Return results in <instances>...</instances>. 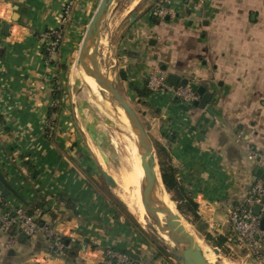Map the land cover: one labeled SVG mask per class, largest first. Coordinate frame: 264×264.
Wrapping results in <instances>:
<instances>
[{
    "label": "crops",
    "instance_id": "1",
    "mask_svg": "<svg viewBox=\"0 0 264 264\" xmlns=\"http://www.w3.org/2000/svg\"><path fill=\"white\" fill-rule=\"evenodd\" d=\"M99 1L0 0V173L8 192L0 193V216L22 204L73 239L72 264H100L106 248L131 253L137 264H181L158 255L125 221L75 126L67 70ZM160 1L141 0L127 11L109 44L107 75L136 105L153 148H165L176 180L196 203L198 218L188 212L190 224L205 226L210 241L198 236L218 249L217 264H244L250 256L228 214L264 176V0H172L173 15L156 12ZM53 29H61L62 37L49 54L43 33ZM77 68L87 78L81 59ZM151 73L185 78L195 90L203 86L209 98L200 106L153 95L147 87ZM247 147L259 156L248 159ZM7 239L0 231V264H38L34 257L48 251L42 231L20 235L10 248ZM40 264L67 261L48 257Z\"/></svg>",
    "mask_w": 264,
    "mask_h": 264
},
{
    "label": "rangeland",
    "instance_id": "2",
    "mask_svg": "<svg viewBox=\"0 0 264 264\" xmlns=\"http://www.w3.org/2000/svg\"><path fill=\"white\" fill-rule=\"evenodd\" d=\"M140 2L141 0H117L113 3V6L109 9L107 15L103 18L100 24L99 37L97 38L98 61L103 74H108V67L113 63V57L109 51L110 41H113L116 38L119 26L126 22L129 14L127 11L131 8H137ZM83 38L70 58L66 79V88L69 91L71 100L73 101L72 106L75 108V126L81 134L84 142L88 144L93 151V156H96L100 164L98 167L99 173L101 170H105L113 178L115 185L110 187L113 191V196L122 200L125 207L139 222L148 237L152 236V238H156L157 235L159 238H162L152 220L153 217V219L158 221L153 210L151 208H147L144 215L141 213V208L139 206L140 196L135 185L137 168L133 154L131 129L127 120H124L123 122V115L125 116L126 114L125 111L120 108L119 103L111 98L107 93L104 92L102 98L101 95L94 92L91 87H89V90L88 85L84 82L87 78H85L84 75H80L78 72L77 67L80 61L79 54ZM108 78L117 86V83L113 80L112 76L109 75ZM126 99L140 118V114L137 111V107L134 102L127 97ZM96 100H103L108 105L107 109L109 108L108 110L109 112L111 111V114L100 108L96 104ZM115 107H118V109L116 110ZM115 114H117V120L115 118ZM153 151H155L154 148ZM154 162L157 173L159 174L156 153L154 155ZM165 203L166 205H169L171 209H174L173 205L168 200H165ZM174 205L176 212L181 217V221L188 224L190 231L201 239V237L194 231L190 222L177 210L175 202ZM184 227L189 229L186 225H184ZM152 230L155 232H152ZM160 234L165 236L163 232H160ZM165 240L167 239H164L163 242L167 245ZM201 243L205 248L209 249V252L216 255L213 249L208 248L202 239ZM208 256L209 260L212 261V256ZM215 262L217 263V255L212 263Z\"/></svg>",
    "mask_w": 264,
    "mask_h": 264
},
{
    "label": "built area",
    "instance_id": "3",
    "mask_svg": "<svg viewBox=\"0 0 264 264\" xmlns=\"http://www.w3.org/2000/svg\"><path fill=\"white\" fill-rule=\"evenodd\" d=\"M172 0H161L157 4L156 12L160 15L175 14L171 8ZM69 7L63 10L61 20H66ZM61 29L48 30L43 33L46 42V50L49 54H55L61 40ZM147 87L157 96H170L185 103H193L198 99L195 88L186 83L185 85H173L168 83L160 73H151L147 78ZM56 106L54 100L51 107ZM49 123H47V127ZM259 154L250 147H247V157L254 160ZM264 176L257 177L250 185L247 194L228 214V221L236 238L246 248L250 259L244 264H264V227H261L260 220L264 215ZM259 205V212H254V207ZM15 228V229H14ZM12 230V231H11ZM0 231L8 233L5 243L7 248L17 241L20 235L32 236L42 231L48 240V251L43 257H34L35 263H42V258L57 257L63 258L67 248L63 241L64 235L54 229L49 223L41 222L37 216L27 211L22 204H14L6 208L0 216ZM67 237V236H66ZM72 241L73 239L70 238ZM103 262L105 264H132L131 258L122 251L112 248L103 250Z\"/></svg>",
    "mask_w": 264,
    "mask_h": 264
},
{
    "label": "water",
    "instance_id": "4",
    "mask_svg": "<svg viewBox=\"0 0 264 264\" xmlns=\"http://www.w3.org/2000/svg\"><path fill=\"white\" fill-rule=\"evenodd\" d=\"M117 0H100L99 4L93 13L89 23L87 24L84 38L82 41V47L80 49V59H89V69L96 80L97 84L102 88V90L107 93L111 98L116 100L120 107L125 111L128 116L129 122L132 126L133 131L135 132L134 142L137 148V151L140 156L141 166L144 171L143 184L148 191V193L153 198L155 202V210L157 213L166 214V225L159 223L157 220L153 219L154 224L157 227L158 232L167 231V234L173 238L177 244H180L181 247H175L170 249L169 252L173 255V257L179 261L181 264H217L209 262L205 255L201 245L198 243L196 238H198L195 234H193L190 230H186L184 224L181 221L180 215L176 212H173L171 209L166 207L162 202L156 200L154 196V188L157 184V178L155 176V162L154 155L155 151H153L152 142L147 134L146 129L143 126L139 116L136 111L132 108V106L127 102L122 93L115 87L114 83L108 78L107 74H103L99 67L98 61V46H97V38L99 37V29L100 24L103 18L107 15L109 9ZM135 18L134 15L131 16L130 21H133ZM9 25L6 24L4 26V32L7 34ZM166 81L173 85H185L187 80L185 78L180 79L177 75L168 73L166 75ZM196 92L199 95V100L194 101L195 105L204 106L209 98V93L205 92V88L203 86H198L196 88ZM158 165V163H157ZM102 177L105 181L110 185L114 186L115 182L111 175L105 170L100 171ZM259 173V170H258ZM162 183V180H161ZM163 185V183H162ZM163 189L164 185H163ZM166 191V190H165ZM0 193L3 197L8 195L6 182L4 181L1 173H0ZM264 201V196H263ZM254 212H259V205L254 207ZM261 227H264V215L260 220ZM164 240V239H163ZM215 254H218V249H213ZM12 253V250L9 252Z\"/></svg>",
    "mask_w": 264,
    "mask_h": 264
},
{
    "label": "trees",
    "instance_id": "5",
    "mask_svg": "<svg viewBox=\"0 0 264 264\" xmlns=\"http://www.w3.org/2000/svg\"><path fill=\"white\" fill-rule=\"evenodd\" d=\"M139 93L147 94L148 90L147 91L139 90ZM171 136H173V134H171ZM155 153H156L157 163L159 167V175H160L164 188L167 194L169 195L170 199L176 203L177 210L189 222H191L192 220L188 217V212L191 213L194 219H197L198 216L196 214V203L190 198V196H188L187 194L183 192L181 185H179L178 181L176 180L175 175H174V169L169 164H167V161H166L167 152L165 148L156 144ZM113 198L119 208V211L123 214L125 221L129 223V225H131L134 229L138 230L145 237H147L150 243L156 246V248L158 249V255H162L170 261L180 263L169 252L162 238H159V236L157 235H156V238H152V236H149L150 237L149 238L147 234L145 233V231H143L142 226L139 224V222L133 217L131 212L125 207L122 200H120L119 198L115 196H113ZM204 228L205 226L203 224H196V225L194 224V229L196 233L200 235L201 237H203L205 241H210L211 237L205 231H203ZM152 232H155V231L152 230ZM63 241L67 245L64 258H66L67 264H72L73 258L77 252V247L75 246V242H73L69 237L64 236ZM123 252H125L131 258L132 264H137L135 260L136 258L131 253L126 252V251H123ZM100 264H105V262H102Z\"/></svg>",
    "mask_w": 264,
    "mask_h": 264
},
{
    "label": "bare ground",
    "instance_id": "6",
    "mask_svg": "<svg viewBox=\"0 0 264 264\" xmlns=\"http://www.w3.org/2000/svg\"><path fill=\"white\" fill-rule=\"evenodd\" d=\"M86 61L83 62V59H82V67H83V70H84V73L85 75H87V82L89 83L90 87L92 88V90L94 92H97L98 94L101 95V97L103 98V95H104V91L102 90V88L97 84L96 80L94 79L90 69H89V59H85ZM89 89V87H88ZM90 90V89H89ZM105 97V96H104ZM102 101V102H101ZM95 102H97L96 104L104 109L105 111H107L109 114H111L109 112V108L107 109V104L103 101V100H96ZM116 110L118 109V107H115ZM121 108V107H120ZM123 122L124 120H127V123L131 129V136H132V142H133V154H134V158H135V162H136V168H137V174H136V178H135V185L138 189V194H139V198H140V208H141V213L144 215L145 214V210L147 208H151L154 212V214L156 215L159 223L163 224V225H166V221H165V218H166V214L164 213H157L156 210H155V202L153 201V198L151 197V195L148 193V191L146 190L144 184H143V177H144V171H143V168L141 166V162H140V156H139V153L137 151V148L135 146V142H134V137H135V132L133 131L132 129V126L129 122V119H128V116L127 114H125V116L123 115ZM115 118L117 120V114H115ZM154 171H155V176L157 178V184L154 188V196L156 198V200H159L160 202H162L166 207H168V205H166L165 203V197H164V190L163 188H161V183L159 184V178H158V173H157V170L156 168H154ZM169 208V207H168ZM170 209V208H169ZM140 210V209H139ZM151 212V211H150ZM149 212V213H150ZM153 218V217H152ZM186 230L189 231V229L185 228ZM164 235L160 234L159 232V235L164 238V239H167L165 240L167 246L170 248V249H173L175 247H181L180 244H177V242L171 238L168 234H167V231H162ZM204 248V246H202ZM206 259L208 260L209 259V256H205Z\"/></svg>",
    "mask_w": 264,
    "mask_h": 264
}]
</instances>
